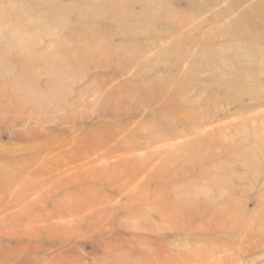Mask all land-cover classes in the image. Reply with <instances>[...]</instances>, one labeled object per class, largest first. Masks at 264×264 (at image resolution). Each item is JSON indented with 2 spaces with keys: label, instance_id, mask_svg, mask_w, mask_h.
<instances>
[{
  "label": "rangeland",
  "instance_id": "obj_1",
  "mask_svg": "<svg viewBox=\"0 0 264 264\" xmlns=\"http://www.w3.org/2000/svg\"><path fill=\"white\" fill-rule=\"evenodd\" d=\"M263 214L264 0H0V264H264Z\"/></svg>",
  "mask_w": 264,
  "mask_h": 264
},
{
  "label": "bare ground",
  "instance_id": "obj_2",
  "mask_svg": "<svg viewBox=\"0 0 264 264\" xmlns=\"http://www.w3.org/2000/svg\"><path fill=\"white\" fill-rule=\"evenodd\" d=\"M233 28H235V29H239V32H241V31H244L245 29H246V22H244V21H239L238 23H236V24H234V25H232V29ZM247 40H245V42H246ZM235 46V45H234ZM209 148H211V147H209ZM208 148V149H209ZM199 149V148H198ZM186 152L188 153V152H191L192 151V147L191 146H189V147H187L186 149ZM212 151V150H211ZM193 153V152H192ZM207 153V152H206ZM208 153H209V150H208ZM203 158V157H202ZM255 163V162H254ZM255 164H253V166H254ZM221 166H223L224 167V165H221ZM252 166V167H253ZM257 166H259V163L257 164ZM257 168V167H256ZM250 169V168H249ZM212 184V183H211ZM218 184V183H217ZM210 185V184H209ZM213 185H215V184H213ZM212 185V186H213ZM207 187H208V185H207ZM209 188H210V186H209ZM207 189V188H206ZM202 192H203V190H202ZM206 194V193H205ZM208 196V195H207ZM207 198V197H206ZM211 198V197H210ZM204 202V201H203ZM205 203L206 204H210V200L209 199H205ZM264 215V214H263ZM264 224V223H263ZM178 264H191V262H190V259H181L179 262H178Z\"/></svg>",
  "mask_w": 264,
  "mask_h": 264
}]
</instances>
